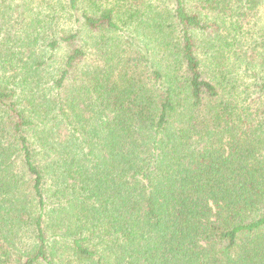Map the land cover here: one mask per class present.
Returning <instances> with one entry per match:
<instances>
[{"label":"trees","instance_id":"trees-1","mask_svg":"<svg viewBox=\"0 0 264 264\" xmlns=\"http://www.w3.org/2000/svg\"><path fill=\"white\" fill-rule=\"evenodd\" d=\"M263 11L0 0V264H264Z\"/></svg>","mask_w":264,"mask_h":264},{"label":"rangeland","instance_id":"rangeland-1","mask_svg":"<svg viewBox=\"0 0 264 264\" xmlns=\"http://www.w3.org/2000/svg\"><path fill=\"white\" fill-rule=\"evenodd\" d=\"M154 4H155V6H157L156 2ZM40 11L43 12L41 7H36V6L34 7V13H39ZM155 11H158V9H155ZM65 23L66 22H60V25H64ZM263 26H264V11L261 12V17L258 20V28L263 27Z\"/></svg>","mask_w":264,"mask_h":264}]
</instances>
